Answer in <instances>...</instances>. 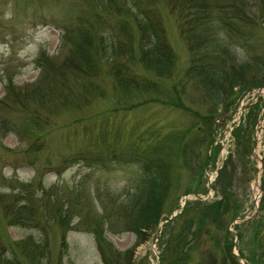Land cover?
<instances>
[{
  "label": "rangeland",
  "instance_id": "374dc122",
  "mask_svg": "<svg viewBox=\"0 0 264 264\" xmlns=\"http://www.w3.org/2000/svg\"><path fill=\"white\" fill-rule=\"evenodd\" d=\"M90 5L91 0H0L1 201L14 194L23 199L30 184L35 200L45 197L74 211L63 248L55 211L38 210L51 246L50 264H102L94 235L75 228L85 215L90 224L101 225L117 251H132L131 264H264L253 237L256 229L264 232V70L247 71L239 86L218 93L205 89L201 78L189 74L192 55L175 17L159 5L173 62L168 70L148 74V89H123L104 67L94 83L85 81L98 88L83 98L78 91L67 101L53 91L42 99L29 96L37 83L43 88L36 59L45 53L61 61L68 52L62 22L73 25ZM254 37L264 42V31L256 27ZM137 69L133 64L132 71ZM252 84L260 85L261 93H246L230 105L233 91ZM11 91L19 94L18 105ZM225 107L230 110L219 117ZM150 134L168 140L163 147L169 189L159 224L138 236L124 230L113 211L136 194L142 174L128 159L138 140ZM195 195L205 198L200 201L205 205L223 199L231 204L228 211L205 217L203 206L193 205ZM1 207L0 202L6 254L12 243L40 239L39 228L10 225ZM109 222L118 226L115 234L107 230Z\"/></svg>",
  "mask_w": 264,
  "mask_h": 264
},
{
  "label": "trees",
  "instance_id": "16d2710c",
  "mask_svg": "<svg viewBox=\"0 0 264 264\" xmlns=\"http://www.w3.org/2000/svg\"><path fill=\"white\" fill-rule=\"evenodd\" d=\"M159 5L165 6L175 17L178 31L192 55L189 74L201 78L206 84L205 89L218 93L227 85L239 86L247 71L264 70V42L254 37L256 27L264 31L261 27L264 26V0H91L90 6L80 10L73 25L62 22L61 39L68 50L66 56L57 61L42 53L36 59L41 70L38 82L43 81V88L37 83L29 96L42 99L53 91V95L67 101L69 95L78 91L83 98L98 88L86 86V83L93 82L104 67L106 74L110 73L119 87L148 89V74L168 70L173 62ZM132 42L135 43L133 46ZM121 55L122 61L119 60ZM133 64L139 69L132 71ZM75 77L82 79L81 86L71 83ZM258 87L260 85L252 84L233 91V102ZM11 93L13 104H17L19 94ZM10 130L14 131L13 128ZM167 142L159 134L155 138L152 134L142 137L128 159L129 163L140 168L142 178L136 194L129 197L126 204L116 207L113 215L121 217L124 230L138 236L144 230L154 229L162 216L170 176V163L163 147ZM26 153L28 160L32 159L28 162L31 166L35 160L32 153L35 152L31 149ZM31 188L30 184L24 187L23 191L27 193L23 199L14 194L11 201H1L3 197L0 196L1 209L9 215L10 225L39 228L42 235L36 241L29 236L12 243L9 254L4 252L5 243L0 241V264H22L23 261L41 264L42 260H45L44 264H50L51 246L45 240L43 222L37 219L42 211L47 214L50 210L55 211L62 230L61 247H65L66 233L73 230L70 225L74 211H63L57 203H50L45 197L35 200ZM230 204L224 199L212 205L193 202V205L203 206L205 217L210 212L218 216L221 210L228 211ZM12 206L15 208L9 211ZM80 219L75 228L78 225L94 235L102 264H131V250L117 251L106 241L100 224L87 222L88 215ZM116 228L117 225L109 222V232L115 234ZM253 237L264 258V232L256 229Z\"/></svg>",
  "mask_w": 264,
  "mask_h": 264
},
{
  "label": "water",
  "instance_id": "95a60500",
  "mask_svg": "<svg viewBox=\"0 0 264 264\" xmlns=\"http://www.w3.org/2000/svg\"><path fill=\"white\" fill-rule=\"evenodd\" d=\"M259 93H261L260 91H259ZM258 180H259V177L258 176H256V178H255V182L258 184ZM210 189V187H208V190ZM196 197V199H198V200H204V198H202V197H199V196H195ZM238 220H240V221H243L244 220V218L243 219H238Z\"/></svg>",
  "mask_w": 264,
  "mask_h": 264
}]
</instances>
